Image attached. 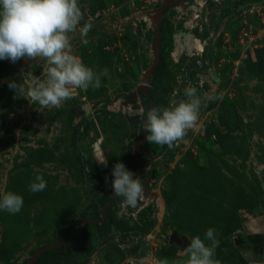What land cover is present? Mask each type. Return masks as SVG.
Segmentation results:
<instances>
[{"label": "rangeland", "instance_id": "obj_1", "mask_svg": "<svg viewBox=\"0 0 264 264\" xmlns=\"http://www.w3.org/2000/svg\"><path fill=\"white\" fill-rule=\"evenodd\" d=\"M78 2L81 26H93L87 45L79 30L69 34L73 54L97 74L109 70L101 87L41 111L8 85L44 80L45 62L0 60V190L23 197L17 214L0 210V264H149L152 254L158 264H181L190 240L208 228L219 264H264V0ZM165 15L186 31L199 28L196 51L174 60L167 32L151 71ZM186 80L205 85L197 126L172 149L146 139L139 160L151 107L142 87L165 108L187 99ZM135 94L140 124L129 116ZM118 162L145 189L135 208L113 195ZM37 175L47 187L33 193ZM174 232L186 244L171 243Z\"/></svg>", "mask_w": 264, "mask_h": 264}, {"label": "clouds", "instance_id": "obj_2", "mask_svg": "<svg viewBox=\"0 0 264 264\" xmlns=\"http://www.w3.org/2000/svg\"><path fill=\"white\" fill-rule=\"evenodd\" d=\"M82 20L84 12L78 0H0V60L9 59L15 63L21 58H40L45 62L44 80L32 76L25 81L27 87L16 81H10L8 86L41 111L60 109L74 97L77 89H98L101 76L110 75L107 68L97 74L73 54L70 33L79 30L81 42L84 45L89 42L86 37L93 25L89 20L81 26ZM184 96L187 99H173L169 107H153L147 112L143 128L148 132V142L172 149L195 129L205 101L191 85L184 89ZM98 161L107 163V159ZM113 176V195L124 198L122 207H137L145 198L141 179H134L122 162L115 164ZM46 187L47 182L40 175L30 184L33 193ZM22 207L21 195L0 190V210L14 215ZM215 232L214 228H208L204 239L192 238L186 247L188 258L181 264H219L214 258L219 247Z\"/></svg>", "mask_w": 264, "mask_h": 264}, {"label": "flooded vegetation", "instance_id": "obj_3", "mask_svg": "<svg viewBox=\"0 0 264 264\" xmlns=\"http://www.w3.org/2000/svg\"><path fill=\"white\" fill-rule=\"evenodd\" d=\"M186 18L187 17H184L181 15L180 21L187 20ZM195 19H196V14H194V20ZM175 23H176V21L174 19L171 20L166 15L164 16V20L161 19V26H160L161 27V35H160L161 40H162V38L165 37L167 32H171L172 33L171 42L169 43L168 46H170V49L172 51H174L176 55H179L178 59H174V60H180V57H183V60H186V59L188 60L187 57L190 55L189 52H191V50H192V53L190 56H193L195 54L196 50H194V49L196 47V45H195L196 33L199 32V28H197L196 25L191 24L192 31H186L184 28H180L179 25H175ZM176 24H179V23L177 22ZM184 27H186V26L184 25ZM175 32H177V34ZM176 44H177V47H176ZM175 48H177L178 52H176ZM171 50L169 52H171ZM174 52H173V54H174ZM197 55H200V54H197ZM201 66H204L202 61H201ZM164 67H165V65H164ZM211 78H212V80H216V81L218 79L215 75H212ZM177 81H180V80H175L176 84H177ZM186 81H188V80H186ZM188 82L190 83V81H188ZM190 84H192V86H194L193 83H190ZM201 86L205 87L204 84H201ZM201 86H199V81L196 80V88L198 89V92L203 91L202 89H200ZM204 90H206V89L204 88ZM143 95H144V98L149 101V104H151V99L153 100V98L151 97V94L149 97L146 93L143 92ZM206 96H207V98H209V97L212 98V95L210 93L207 94ZM141 123H142V121H141ZM147 134H148V132H147ZM143 138H144V128H143V137L141 139V140H143L142 144L146 141V138L145 139H143Z\"/></svg>", "mask_w": 264, "mask_h": 264}, {"label": "water", "instance_id": "obj_4", "mask_svg": "<svg viewBox=\"0 0 264 264\" xmlns=\"http://www.w3.org/2000/svg\"><path fill=\"white\" fill-rule=\"evenodd\" d=\"M164 6H163V8H164ZM160 26H161V19L158 16V19H157V38H156V58H155L153 66L151 68V71L155 69V67L158 65L159 60H160V39H161V36H160L161 35V27ZM146 82H148V77L146 79ZM142 89H143L144 93H146L150 97V93L147 91L145 85L142 87ZM131 104H132V110L129 111V116L131 117V119H133L134 124H140L141 119H140V113H139V109H138L139 108L138 94H135V96L131 99ZM153 107H154V103H153V100L151 99L150 110ZM146 136H147V131H146V129H144V138L143 139H145ZM142 141L143 140H141L139 142V144L137 146L136 153H135L139 160H142V158L140 157V153H139V147L142 144ZM102 165H104V164H102ZM86 220H88V219H86ZM81 238H82V234H81L79 239L75 240V242H77ZM170 242L171 243L176 242L180 245H183V244H186V238L184 236H179L176 232H174L171 235Z\"/></svg>", "mask_w": 264, "mask_h": 264}, {"label": "trees", "instance_id": "obj_5", "mask_svg": "<svg viewBox=\"0 0 264 264\" xmlns=\"http://www.w3.org/2000/svg\"><path fill=\"white\" fill-rule=\"evenodd\" d=\"M148 104H149V101H148ZM149 106H150V104H149ZM85 218H87V219H92V218H93V215H92L90 212H86V213H85ZM79 237H80V235H76V236H73L72 239L77 240V239H79ZM41 257H42V255H40V256L38 257V260L41 259ZM37 263H38V262H36V263H34V264H37Z\"/></svg>", "mask_w": 264, "mask_h": 264}, {"label": "built area", "instance_id": "obj_6", "mask_svg": "<svg viewBox=\"0 0 264 264\" xmlns=\"http://www.w3.org/2000/svg\"><path fill=\"white\" fill-rule=\"evenodd\" d=\"M150 261H149V264H158L157 263V258L155 257L154 254H152L151 258H148Z\"/></svg>", "mask_w": 264, "mask_h": 264}, {"label": "bare ground", "instance_id": "obj_7", "mask_svg": "<svg viewBox=\"0 0 264 264\" xmlns=\"http://www.w3.org/2000/svg\"><path fill=\"white\" fill-rule=\"evenodd\" d=\"M197 48H198V50H202L201 44H197Z\"/></svg>", "mask_w": 264, "mask_h": 264}]
</instances>
